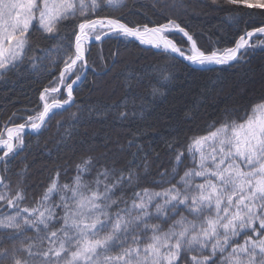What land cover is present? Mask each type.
Wrapping results in <instances>:
<instances>
[{
  "label": "trees",
  "instance_id": "obj_1",
  "mask_svg": "<svg viewBox=\"0 0 264 264\" xmlns=\"http://www.w3.org/2000/svg\"><path fill=\"white\" fill-rule=\"evenodd\" d=\"M90 18H115L141 28L173 20L201 50L209 52L232 47L244 33L264 26V8L227 0H122V6L116 8L102 5ZM79 22L73 18L61 21L58 32L51 34L34 22L23 58L0 73V134L10 126L28 124L29 116L36 117L42 111L41 92L56 87L67 49L74 53V32ZM170 38L188 50L189 43L181 35L170 34ZM262 41V36L251 40L257 47L249 48L238 61L207 69L190 67L167 52L141 47L117 35L87 46V71L73 90V103L54 111L36 135L23 136L22 147L0 163V178L11 189L23 190L22 206L35 205L51 181L57 179V173L61 185L71 184L77 175L76 165L89 157V170L82 173L86 182L94 181L105 168L114 170L116 176L121 170L125 176L129 170L133 172V183L125 181L122 188L117 187L113 199L130 203L135 192L169 187L158 181L160 173L171 174L174 167L177 172L171 183L175 184L187 168L195 167L188 155L192 138L206 135L211 125L218 127L225 119L239 123L252 114L254 105L264 102ZM74 79L72 75L67 83ZM154 88L158 90L155 95ZM63 90L61 86L60 92ZM65 98L60 95L59 99ZM125 100L126 108L122 106ZM121 112L126 114L121 116ZM180 151L184 158L177 166ZM201 182V178H195V183ZM59 202V195L54 193L50 203L55 206ZM119 207L124 204L119 203ZM13 211L0 202V214ZM57 212L63 215L62 209ZM180 215L193 219L181 208L175 215L169 210L167 220L154 216L150 223L160 224L161 230L167 231ZM24 236L33 237L35 232L29 229ZM236 239L242 243L245 236ZM10 243L5 240L4 246Z\"/></svg>",
  "mask_w": 264,
  "mask_h": 264
},
{
  "label": "snow or ice",
  "instance_id": "obj_2",
  "mask_svg": "<svg viewBox=\"0 0 264 264\" xmlns=\"http://www.w3.org/2000/svg\"><path fill=\"white\" fill-rule=\"evenodd\" d=\"M227 2L264 8V0ZM102 5L116 8L122 6V0H0V73L15 67L23 58L28 34L37 19L43 32L49 34L58 32L61 21L80 20L78 31L74 32L75 52L67 49L59 77L60 84L72 75L76 77L67 84V99L53 98L48 102L49 92L59 91L54 87L41 92L43 110L36 117H28L31 128L40 129L53 110L72 101L73 85L81 80L85 74L81 69L87 66L85 41L93 36L101 40L102 35H108L102 31L105 28L200 66L236 62L249 48L257 47L250 38L264 34L261 26L241 35L233 47L206 52L173 20L141 28L115 18H90ZM173 30L187 38L191 45L187 51L169 38ZM157 91L154 88L153 95ZM122 106L127 107V100L122 101ZM25 127L20 124L8 128L7 139L0 134V160H6L23 143L21 133ZM210 129L206 135L192 138L188 145L195 167L187 168L175 184L171 181L175 179L176 167L171 174L160 173L158 183L170 186L160 191L145 188L135 192L130 203L113 196L125 181L133 183V172L129 170L125 176L121 170L116 176L114 170L105 168L94 181L86 182L82 173L89 170L90 157L76 165L77 175L71 184L61 185L57 173V179L51 181L33 206H22L23 190L11 189L0 178V202L14 210L0 214V264H180L182 259L185 264H217V257L219 264H264V102L254 105L247 119L239 123L225 119ZM183 158L184 152L180 151L177 166ZM197 177L203 182L195 183ZM54 193L60 197L55 206L50 203ZM113 207L116 211H112ZM181 208L193 219L180 215L167 231H162L160 224L150 223L154 216L167 220L169 210L175 215ZM57 209H62V216ZM60 221V227H55ZM29 229L34 230L35 236H24ZM242 235L245 239L241 243L236 238ZM5 240L11 243L4 246Z\"/></svg>",
  "mask_w": 264,
  "mask_h": 264
},
{
  "label": "water",
  "instance_id": "obj_3",
  "mask_svg": "<svg viewBox=\"0 0 264 264\" xmlns=\"http://www.w3.org/2000/svg\"><path fill=\"white\" fill-rule=\"evenodd\" d=\"M250 31H252V30H250ZM107 33H108V35H107V36H103V35H102L101 40H99V41H97V40L95 39V37H91V38H90V41L88 42V45L101 43L102 41H104V40L107 39L108 37H110V36L116 34L115 32H112V31L107 32ZM246 33H247V32H246ZM246 33H244L243 35H245ZM118 36L121 37L122 35H118ZM257 36H260V34H259V33L255 34L252 38H250V41L253 40V39H254L255 37H257ZM129 39H130V38H129ZM238 39H239V38H238ZM130 40H132V39H130ZM133 41H134V40H133ZM135 42H136V41H135ZM137 43H138V42H137ZM138 44H139L141 47H144V48H150V49L155 50V51H163V52H166V51H164V50H162V49H155V48H153V47H151V46H149V45H143V44H140V43H138ZM234 45H235V43H234ZM234 45H233V46H234ZM167 53L170 54L171 56H173V57L179 59L180 61L184 62V63L187 64L188 66L193 67V68H198V69L215 68V67L226 66V65H230V64L234 63V62H230V64H226V65H215V64H209V65H206V66H197V65H192L189 61L184 60L182 57H180V56L177 55V54H174V53H171V52H167ZM64 67H65V66H64ZM64 67H63V69H64ZM86 71H87V67L83 68V71H82V72L86 74ZM85 74L82 75L81 80L77 81V82L73 85V90H74L75 87H77V86L82 82V80H83L84 77H85ZM72 103H73V99H72L71 102H69V104L64 105L63 108H61V109H64V108L69 107ZM55 110H60V109H55ZM55 110H54V111H55ZM19 125H20V124H19ZM25 125H26L25 129L31 127V124H25ZM43 125H44V124H43ZM43 125L41 126V128L43 127ZM16 126H18V125H15V126H12V127H9V128H14V127H16ZM41 128H40V129H41ZM40 129H39V131H40ZM39 131H37L36 133L27 132L26 134L36 135ZM1 155H3V153H2ZM9 155H10V154H9ZM2 161H3V160H0V163H1Z\"/></svg>",
  "mask_w": 264,
  "mask_h": 264
},
{
  "label": "rangeland",
  "instance_id": "obj_4",
  "mask_svg": "<svg viewBox=\"0 0 264 264\" xmlns=\"http://www.w3.org/2000/svg\"><path fill=\"white\" fill-rule=\"evenodd\" d=\"M100 19V18H99ZM35 22H37L38 24H39V21H38V19L35 21ZM103 32H106V30H102ZM171 34H179V35H181L185 40H187V38L186 37H184L183 36V34L182 33H177L175 30H173L172 32H171ZM94 37V36H93ZM263 37V36H262ZM123 38H125V37H123ZM170 38V37H169ZM264 38V37H263ZM188 41V40H187ZM189 43V42H188ZM191 47V45H190V43H189V48ZM188 48V49H189ZM203 66H206V65H203ZM72 82V81H71ZM70 82V83H71ZM67 81L64 83V84H60V82H59V80H58V83H57V85H56V87L55 88H57L59 91L58 92H56V93H51V92H49V101L48 102H51V100L53 99V98H56V99H59L60 98V95H64V90H63V93H61L60 92V88H61V86H63L64 87V89H65V87L67 86ZM65 97V96H64ZM64 100H66V98L64 99ZM63 101V100H62ZM44 102V101H43ZM2 135H3V133H2ZM21 138H22V140H23V135L21 136ZM22 145H23V143L22 144H18V147L17 148H21L22 147ZM16 148V149H17Z\"/></svg>",
  "mask_w": 264,
  "mask_h": 264
},
{
  "label": "bare ground",
  "instance_id": "obj_5",
  "mask_svg": "<svg viewBox=\"0 0 264 264\" xmlns=\"http://www.w3.org/2000/svg\"><path fill=\"white\" fill-rule=\"evenodd\" d=\"M103 30H106V32H110L111 30L110 29H108V28H105V29H103ZM261 36H263L264 37V34H260ZM91 38V37H90ZM90 38L89 39H87L86 41H85V44H84V47H85V49H86V47H87V45H88V42L90 41ZM130 39H132V40H134V41H136V42H138V43H140L139 42V40H137L136 38H132V37H129ZM141 44V43H140ZM143 45H149V46H151V47H153L152 45H150V44H143ZM153 48H155V47H153ZM155 49H157V48H155ZM160 49H162V48H160ZM163 50V49H162ZM74 52H75V47H74ZM178 55V54H177ZM79 63V62H78ZM192 65H194V64H192ZM209 65V64H208ZM197 66H200V65H197ZM64 94H65V97H66V99H67V86L65 87V89H64ZM43 110V109H42ZM47 119V118H46ZM38 122V121H37ZM37 131H39V129H33V128H31V127H29V128H27V129H24L23 131H22V133H21V136L24 134V133H27V132H31V133H36ZM3 138L4 139H7V129L3 132Z\"/></svg>",
  "mask_w": 264,
  "mask_h": 264
}]
</instances>
